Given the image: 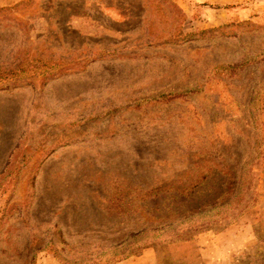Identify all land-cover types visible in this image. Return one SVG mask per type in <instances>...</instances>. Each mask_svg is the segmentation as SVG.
<instances>
[{"label":"rangeland","instance_id":"1","mask_svg":"<svg viewBox=\"0 0 264 264\" xmlns=\"http://www.w3.org/2000/svg\"><path fill=\"white\" fill-rule=\"evenodd\" d=\"M0 264H264V0H0Z\"/></svg>","mask_w":264,"mask_h":264},{"label":"trees","instance_id":"2","mask_svg":"<svg viewBox=\"0 0 264 264\" xmlns=\"http://www.w3.org/2000/svg\"><path fill=\"white\" fill-rule=\"evenodd\" d=\"M10 74H12L13 73V70H10V71H8ZM14 77V76H13ZM15 79V78H14ZM231 189V188H230ZM229 189V190H230ZM181 193H183V192H181Z\"/></svg>","mask_w":264,"mask_h":264}]
</instances>
